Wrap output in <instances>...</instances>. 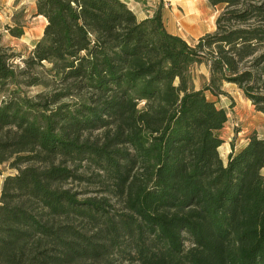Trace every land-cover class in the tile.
<instances>
[{"label":"trees","instance_id":"trees-1","mask_svg":"<svg viewBox=\"0 0 264 264\" xmlns=\"http://www.w3.org/2000/svg\"><path fill=\"white\" fill-rule=\"evenodd\" d=\"M208 2L192 43L121 0H35L27 55L0 27V264H264V139L224 164L206 95L233 84L264 114V0Z\"/></svg>","mask_w":264,"mask_h":264},{"label":"rangeland","instance_id":"rangeland-1","mask_svg":"<svg viewBox=\"0 0 264 264\" xmlns=\"http://www.w3.org/2000/svg\"><path fill=\"white\" fill-rule=\"evenodd\" d=\"M33 0H0V27L5 24L14 25V21L24 27V36L20 39L10 37L4 32L3 45L12 47L17 53L27 55L33 50L34 45L42 38L45 28V19L36 17L33 10ZM164 9V25L167 31L175 33L187 42L192 43L197 37L205 32L211 33L216 29V19L221 14L223 7H212L208 0H199L200 14L196 15L201 21L199 24L193 22L192 18H185L182 4L166 2ZM202 8L206 13H202ZM193 15V14H192ZM201 18V19H200ZM194 84L200 89L202 83L209 79L208 69L203 66L194 68ZM222 90L225 94L214 96L206 93L209 100L213 101L220 109L227 112L228 122L225 127L217 133L222 139L223 145L219 149L220 157L224 164L227 163L228 154L232 149L239 150L247 135L257 132L264 139V114L257 112L236 85L224 83ZM41 91V88L31 89V95ZM0 192L4 179L15 172L10 170L8 164L0 166ZM264 175V169L262 170ZM98 187L82 185V198L96 196Z\"/></svg>","mask_w":264,"mask_h":264},{"label":"crops","instance_id":"crops-1","mask_svg":"<svg viewBox=\"0 0 264 264\" xmlns=\"http://www.w3.org/2000/svg\"><path fill=\"white\" fill-rule=\"evenodd\" d=\"M33 1H34L33 2L34 3L33 4V10L36 13L35 0H33ZM121 1L124 2V3H126L128 5V7L136 14V16L138 17L139 20H145L147 18H150V17L154 16V14L158 10H161L162 16L164 17V9H165V7H167L166 6L167 5L166 2L169 1V2H176V3H178L177 1H174V0H121ZM182 7L184 8L185 18H192L193 22H196V24H199L201 22L199 20V18H193V17H197L196 15H199L200 14V10L198 9V7H199V0H197L196 11L194 13L188 8L187 5H185V6L182 5ZM203 9L204 8H202V11H203L202 13L204 14L206 12ZM46 23L47 22L45 20V25H46ZM169 33H171V32H169ZM206 33H208V32H205V33L199 35L197 37V39L199 37L205 35ZM171 34L172 35H176L175 33H171ZM249 136L250 135H247V137L244 140H242V145H240V147H239L240 149L247 144L248 137ZM235 151H237V149H235Z\"/></svg>","mask_w":264,"mask_h":264},{"label":"bare ground","instance_id":"bare-ground-1","mask_svg":"<svg viewBox=\"0 0 264 264\" xmlns=\"http://www.w3.org/2000/svg\"><path fill=\"white\" fill-rule=\"evenodd\" d=\"M183 6L187 5L188 8L194 13L196 11L197 0H174Z\"/></svg>","mask_w":264,"mask_h":264}]
</instances>
